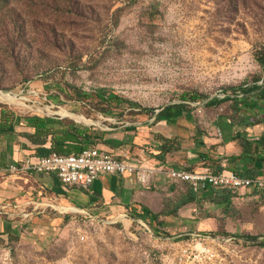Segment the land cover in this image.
Masks as SVG:
<instances>
[{"label":"rangeland","instance_id":"1","mask_svg":"<svg viewBox=\"0 0 264 264\" xmlns=\"http://www.w3.org/2000/svg\"><path fill=\"white\" fill-rule=\"evenodd\" d=\"M257 54L264 0H0V117L74 121L121 142L120 158L198 147L214 156L238 132H264V102L249 112L231 99L206 104L261 84ZM110 93L122 101L102 102ZM177 102L189 113L163 128L157 114ZM5 189L0 264H179L201 249L208 254L197 264H264L262 190L236 191L225 204L200 194V203L155 220L188 185L150 184L149 201L131 210L77 187L9 205Z\"/></svg>","mask_w":264,"mask_h":264},{"label":"trees","instance_id":"2","mask_svg":"<svg viewBox=\"0 0 264 264\" xmlns=\"http://www.w3.org/2000/svg\"><path fill=\"white\" fill-rule=\"evenodd\" d=\"M257 61L264 67V54L256 55ZM242 92L244 95L240 96V92H233L228 94L223 98L212 97L207 100L206 104L208 105H217L226 100H233L235 105L239 109H242L244 112H249L257 109L260 103L264 102V78L261 84L254 83L252 85L242 86ZM202 95L198 93H193L189 97L193 100H198ZM102 102L107 103L108 105L119 100L114 94L100 95L99 96ZM186 100V95L182 98ZM189 113L187 109V104L185 102H177L168 104L164 107L156 117L157 121L166 122L168 125H175L179 118ZM255 126L257 124H251ZM16 126H26L35 129L34 133H16ZM0 131L16 133L27 139L32 145L30 147L28 144H21L23 149L33 150V154L28 156H48L52 153L60 154H71V153H80L85 148L90 147L91 144L98 145L100 143L106 144L105 142V133L99 130H94L92 128H81L74 121L60 119L55 117H34V118H23L21 116H16L15 114L1 112L0 117ZM198 136L195 139L197 143L204 144V141ZM169 139V138H168ZM232 141L238 142L241 147V154L239 156H229L226 158L229 166H221L217 162H213L211 159L207 158V161L211 160L214 168H208L204 171L211 172H221L223 170H232L236 172L239 176L246 178H255L258 176L259 171H264V132L255 136H243L239 132L232 137ZM163 149V148H162ZM164 150V149H163ZM160 151V157L163 158L170 151L167 152ZM27 156V157H28ZM247 164V169L245 171H237L235 166L237 163ZM178 169V168H177ZM188 172H196L194 168L184 169ZM258 190V189H254ZM264 191V190H262ZM210 192L209 201L213 204H225L230 202L233 197L234 191L230 189H216L210 187L206 193ZM204 193V194H206ZM203 195V194H202ZM203 199H200V196L189 187V190L186 194H183L176 202L174 211L172 212H163L161 214L151 215L155 220H158L160 217L176 215L182 208L191 205L200 203ZM157 234L158 231H156ZM248 239H256L255 237H248Z\"/></svg>","mask_w":264,"mask_h":264},{"label":"crops","instance_id":"3","mask_svg":"<svg viewBox=\"0 0 264 264\" xmlns=\"http://www.w3.org/2000/svg\"><path fill=\"white\" fill-rule=\"evenodd\" d=\"M181 121L182 119H179L175 125H168L163 121L158 122L163 128H165L170 126L179 127L182 123ZM15 132H27L32 134L35 132V129L26 126H16ZM16 133L0 131V185L4 188H8L5 189V191H2V195L4 197L14 198L13 200L7 202V204L10 205V203L13 204L15 202H21L24 204L27 200V203H30L34 202L32 201V198L36 199L39 196L42 197L41 199L44 201H48L58 195L61 196L64 192V187L59 179L53 174L29 173L14 175L8 173L9 167L12 164L25 159L28 155H31L34 152L33 150H26L22 148L21 144L23 143L28 144L30 147H32V145L27 139L17 135ZM171 133L174 136H180L179 130L177 132L172 130ZM261 133H263V131L248 135L257 137ZM168 136L170 137L171 135ZM139 139L140 138H137L136 142ZM105 142L106 144H98L100 149L118 155L116 152V143L120 144L121 142L113 141L107 135L105 137ZM196 145L198 146V144ZM221 148L219 149L218 154L214 156L211 153H207L202 149V147H198L190 152H181L179 154L168 153L163 158L159 156L160 151L151 155L142 152V154L139 153V157L136 158H121L135 162L147 169L157 170L160 167L188 169L193 167L194 171L199 172L208 169V167H206V163L208 162L207 158L211 159L213 162H217L221 166L227 167L229 166V163L226 158L229 156H239L242 152L241 147L236 141H231ZM120 153L123 154V152ZM125 155L128 156L127 153H125ZM235 169L237 171H245L247 169V164H245V162H239L236 164ZM263 173L264 171L260 170L258 175H262ZM162 181H167V183L173 184L164 173L158 172H153L151 174L150 183L147 184L148 186L139 183L136 176L103 175L88 189V197L89 200L93 201L98 198H102L107 203H116L119 204V207L131 210L134 203H143V205H146L145 200L149 201L150 195L152 194V192H150L147 188H149L150 184H156L157 186V184ZM23 192L25 195H22ZM34 193H37L38 195H33ZM39 204H45V202ZM5 223L6 222L4 221H0L1 231L7 230L8 226L5 225Z\"/></svg>","mask_w":264,"mask_h":264},{"label":"built area","instance_id":"4","mask_svg":"<svg viewBox=\"0 0 264 264\" xmlns=\"http://www.w3.org/2000/svg\"><path fill=\"white\" fill-rule=\"evenodd\" d=\"M14 175L46 173L55 175L64 187L89 189L103 175L136 176L139 183H150L153 172L164 173L173 184L188 185L200 195L210 187L230 189L234 192L246 189L264 190V177L246 178L231 170L188 172L181 168L160 167L157 170L143 168L135 162L120 158L99 147H87L80 153H52L48 156H28L12 164L8 170ZM184 252L179 264H197L208 251L198 250L196 255Z\"/></svg>","mask_w":264,"mask_h":264},{"label":"bare ground","instance_id":"5","mask_svg":"<svg viewBox=\"0 0 264 264\" xmlns=\"http://www.w3.org/2000/svg\"><path fill=\"white\" fill-rule=\"evenodd\" d=\"M62 115H64V114L62 113ZM73 116H74V115H70L69 117L73 118ZM75 119H76V118H75Z\"/></svg>","mask_w":264,"mask_h":264}]
</instances>
